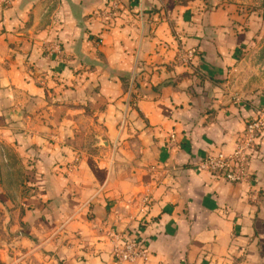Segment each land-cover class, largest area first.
I'll list each match as a JSON object with an SVG mask.
<instances>
[{
  "label": "crops",
  "instance_id": "crops-1",
  "mask_svg": "<svg viewBox=\"0 0 264 264\" xmlns=\"http://www.w3.org/2000/svg\"><path fill=\"white\" fill-rule=\"evenodd\" d=\"M208 3L0 6L2 264H115L112 234L146 252L123 264H264V139L250 188L198 169L264 108L235 80L247 31Z\"/></svg>",
  "mask_w": 264,
  "mask_h": 264
},
{
  "label": "built area",
  "instance_id": "built-area-1",
  "mask_svg": "<svg viewBox=\"0 0 264 264\" xmlns=\"http://www.w3.org/2000/svg\"><path fill=\"white\" fill-rule=\"evenodd\" d=\"M10 0H0V6L7 5ZM59 51V47L53 48ZM192 52H182L179 59L182 62L191 60ZM171 136V140H173ZM260 139H264V108L254 110V118L248 121L237 142L234 152L228 156H208L198 165L200 171L208 172L212 176L229 184H246L250 188L253 176L249 172L248 164L256 152ZM112 253L115 264L133 263L145 258L146 252L139 248L136 239L124 240L122 236L111 235Z\"/></svg>",
  "mask_w": 264,
  "mask_h": 264
},
{
  "label": "rangeland",
  "instance_id": "rangeland-1",
  "mask_svg": "<svg viewBox=\"0 0 264 264\" xmlns=\"http://www.w3.org/2000/svg\"><path fill=\"white\" fill-rule=\"evenodd\" d=\"M207 6L208 8L226 6L231 9L233 14H237L239 24L247 31L249 42L245 51L241 52V56L244 54L246 58L237 71L235 80L241 82V86H264V0H212V3L209 0ZM102 15L105 16V13ZM107 16L110 17L111 14L108 13ZM52 48V44L46 47V55L51 54ZM8 209L0 202V240L2 241L6 240L4 216Z\"/></svg>",
  "mask_w": 264,
  "mask_h": 264
}]
</instances>
